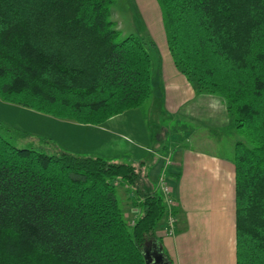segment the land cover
I'll return each instance as SVG.
<instances>
[{
	"label": "trees",
	"instance_id": "obj_1",
	"mask_svg": "<svg viewBox=\"0 0 264 264\" xmlns=\"http://www.w3.org/2000/svg\"><path fill=\"white\" fill-rule=\"evenodd\" d=\"M113 1L0 0V98L90 124L141 105L154 41L120 37ZM158 1L176 67L247 131L232 156L236 264H264V0ZM1 128L0 264H144L165 212L145 160L18 146ZM118 183L140 208L133 221Z\"/></svg>",
	"mask_w": 264,
	"mask_h": 264
},
{
	"label": "crops",
	"instance_id": "obj_2",
	"mask_svg": "<svg viewBox=\"0 0 264 264\" xmlns=\"http://www.w3.org/2000/svg\"><path fill=\"white\" fill-rule=\"evenodd\" d=\"M161 28L162 25L156 26V29L148 27L151 33L147 36H152V31L156 32ZM160 35H164L163 31ZM158 60L153 81L156 77L160 79L158 86L161 91L158 93L161 95L163 110L180 112L182 117L190 119L214 115L224 119L223 100L218 101L214 107V93L197 90L176 67L171 54L158 56ZM116 115L118 114L112 115L102 123H81L73 126L71 130L74 131L79 144H83V147L79 148L84 153L94 151L93 147L83 140L88 135L110 134L116 131L106 124ZM223 122L225 120L220 123ZM180 124L184 131L186 122ZM140 134L147 136L146 131H140ZM189 134H192V131L188 133L185 130L176 142L166 141L160 144L157 143L158 137L153 144L145 143L142 137L143 141L139 143L143 152L137 150L136 146L135 156L131 157L132 160L146 161V181L160 192L158 177L163 158L169 157L171 160L166 169V181L175 199L176 226L173 233H165L162 230V218L155 229L145 236L141 242L144 264H236L235 182L232 158L225 156L223 151L219 153L218 146L214 144L213 147L189 145ZM120 135L126 134L120 132ZM145 152L151 155L146 158ZM218 163H222L220 183L218 171L216 173ZM224 179H232L228 204H223L227 188ZM219 192L222 202L218 201ZM130 209L138 210V214L140 212L139 207L130 206ZM137 215L129 218L134 219Z\"/></svg>",
	"mask_w": 264,
	"mask_h": 264
},
{
	"label": "rangeland",
	"instance_id": "obj_3",
	"mask_svg": "<svg viewBox=\"0 0 264 264\" xmlns=\"http://www.w3.org/2000/svg\"><path fill=\"white\" fill-rule=\"evenodd\" d=\"M109 17L114 21L115 27L120 29V37L129 33L147 36V34L151 33L148 31V27L152 26L153 29H156V26L162 25L161 29L156 32L152 31L153 34L150 37L154 41V45H147L151 59L150 76L152 90L141 105L117 113L118 115L106 123L109 128L116 130L114 133H94V135H88L87 138H84V142H87L94 149L93 152H86V154H100L115 161H132L131 157L135 156L136 146H138L137 150L143 152L139 141H143L142 137L144 136L140 134V131H146L145 143L153 144L155 138L158 137L157 143L160 144V142L166 141L168 143L176 142L186 130L188 133L192 131V134H189V145L213 147L212 144H214L218 146L219 153L223 151L222 153L225 156L232 158L235 140H246L247 131L235 126L234 116L227 109L225 98L221 94L214 93L216 97L212 105L216 107L218 101H224V119L219 118L217 115L213 117L203 116L198 119L184 118L180 112H172L161 108V95L158 93L161 91L160 86H158L160 85V79L158 80L156 77L155 81H153V76L156 75L154 71L157 67L158 56H169L171 52L167 49L159 1L114 0L110 5ZM162 31L164 35H160ZM0 120L7 127V129L1 128L2 133L15 145L42 147L46 151L60 147L67 151L84 153L79 148V146L83 147V144H79L74 131L71 130L74 125L81 123L71 118L43 113L0 98ZM218 120L220 121L218 122ZM221 120H225V122L220 123ZM185 122L186 125L183 131L180 123ZM120 132H124L126 137L121 136ZM42 136L45 138L47 136L46 139L50 138L49 140L52 141L53 145L51 142L43 141L45 138H42ZM144 154H146L144 156L146 158L151 155L146 152ZM221 168L222 163H218L216 173L218 171L219 183L221 182ZM226 170L227 166L225 167V173ZM231 180H223L227 187L223 204H228ZM128 189L127 185L116 184V195L123 215L125 219L133 221L129 217L137 215L138 210L130 209L132 205ZM218 201L222 202L220 192Z\"/></svg>",
	"mask_w": 264,
	"mask_h": 264
},
{
	"label": "built area",
	"instance_id": "obj_4",
	"mask_svg": "<svg viewBox=\"0 0 264 264\" xmlns=\"http://www.w3.org/2000/svg\"><path fill=\"white\" fill-rule=\"evenodd\" d=\"M169 157L163 158V164L159 173L160 189L164 199L165 212L163 216L162 230L169 234L173 233L176 226V214L174 211L175 199L169 184L166 181V169L170 163Z\"/></svg>",
	"mask_w": 264,
	"mask_h": 264
}]
</instances>
